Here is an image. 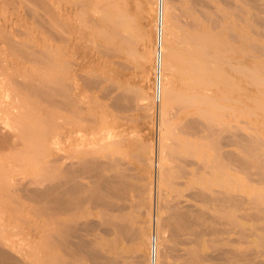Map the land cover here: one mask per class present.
I'll use <instances>...</instances> for the list:
<instances>
[{
    "label": "bare ground",
    "instance_id": "1",
    "mask_svg": "<svg viewBox=\"0 0 264 264\" xmlns=\"http://www.w3.org/2000/svg\"><path fill=\"white\" fill-rule=\"evenodd\" d=\"M46 1L0 0V149L15 156V161L22 159L24 164L30 159L41 165L40 169H36L37 173H30L35 177L23 181L29 175L24 171L25 175L20 181V178L11 179V168L8 165L2 167V161L0 163V199L5 195L14 199L15 203L14 208L6 207L9 219L28 204L33 216L40 218L37 221H21L26 227L23 232L28 239V250L20 256L14 254V244L0 232V264H77L81 249L88 258H102L111 263L125 261L126 264V260L129 262L130 259L127 255L124 260L120 252L119 239H122V235L135 239L131 247L133 254L145 264H264V0H218L219 4L213 3L216 5L214 10L206 7L202 11L192 10L195 5H203L205 0H191L190 3L188 0H145V3L135 0L132 6L126 0H67L74 5L72 16L78 23L74 21L82 27L80 30L87 33L90 41H86L97 44L94 45L97 47L100 44L106 47L116 45L123 60H133L142 70L141 79L149 81L148 87L152 83L153 92L158 90L160 94L156 108L155 144L137 135L133 139L129 134L134 140L132 154L135 158H132L148 167L154 164L155 158L157 193L164 188L163 184L171 186L169 177L172 173L169 174V169L175 167L183 175L180 177H186L182 183L191 189L195 187L192 193L187 189L189 194L201 199L203 207H195V202L189 203V197L188 203L184 205L181 203L182 198H176V195L171 194L169 197L164 194L163 200L158 196L162 201L159 204L157 201L154 206L156 228L153 234L149 233L146 225L148 220L150 222L146 216H152L151 206L144 194L139 196L140 187L131 182L132 169L127 166V157H123L128 154H123L126 146H129L128 131L116 129L115 121L109 117L112 118L114 114L108 113L106 102L95 99L88 102L87 95L91 91L86 88L87 94L84 93V84V92L79 90L71 62L61 59L63 48L48 43L49 30L62 28L64 24L73 33L75 26L76 29L79 26L74 23L70 13L64 23ZM62 1L64 3L65 0ZM177 3L186 6V11L180 12L184 20H181L178 12H173ZM172 25L183 31L178 34ZM57 30L49 39L51 42L63 40L59 33L61 29ZM77 32L80 33L79 30ZM86 33H83L85 37ZM176 40L182 44L178 52L173 45L174 41L178 44ZM100 49L98 47L95 51L103 52ZM184 51L190 54V58ZM177 62L182 66L190 63L193 86L207 83V72L212 74L207 84H220L225 102L220 103L215 96L202 93L203 90L199 89L204 83L198 87L200 92L195 89L193 94H187L188 97L177 89L171 83L173 76H168L169 72L176 69ZM145 63L150 64L149 68L144 67ZM93 69H88L83 74L85 76L82 75L88 85L100 80ZM121 81L118 83L124 85ZM145 86H125L128 94L123 87V91L114 96L113 105L121 109L131 94L150 108L155 97L153 92L152 96L148 94ZM3 92L6 95L2 96ZM94 93L91 92V95ZM189 101L192 107L195 105L193 108L200 103L206 104L205 107L200 105L196 108L202 114L197 112L198 116L205 120H199L196 114L187 124L182 123L183 134L186 130L189 133L188 138L186 134L183 135L185 139L179 141V147L174 143L177 136L174 137L171 130L174 124L168 123V111L173 103L186 104ZM207 105L215 110L212 112ZM228 114L233 117L231 120L225 117L224 121L222 117L220 119L223 121H219V116ZM174 122H177L176 119ZM217 122L220 124L216 125ZM54 129L58 130L57 137L55 133V138L52 135L43 137L47 130L56 132ZM42 138L51 139L45 140V143ZM177 150L182 152L181 163L188 167H176L179 163L175 165L177 162L171 155H179ZM4 159L7 161L5 156ZM28 160L27 163H32ZM172 160L175 166H171ZM7 163L15 165L14 161ZM175 168L178 175V169ZM231 170L243 175L238 180ZM86 174L92 178L85 186L81 179ZM146 183L142 184L144 186L141 189L150 187L151 183L145 187ZM212 184L216 187L209 186ZM243 186L249 189L244 190ZM180 188H175L178 193ZM132 189L137 193L132 197L130 194L127 196V191L132 192ZM83 204L94 209L98 217L97 222L95 220L90 225L92 229L101 225L107 233L113 234L112 238L96 235V232L87 244L79 240L78 222H81L79 215L83 211ZM205 210H209L208 214ZM4 216L7 217L6 213ZM244 221H251L252 226L249 224V228H246ZM183 232L187 234L184 237ZM206 233L213 237L209 244L212 247L211 255L202 252L205 245L203 235ZM237 234H241L240 237L246 239V243L253 244V251L250 249L251 252L244 253L241 250L240 240L235 238ZM20 238H16L18 242ZM105 245L114 253L106 255L108 249ZM143 247L145 251H142ZM16 248L18 250V246ZM124 250H128L127 253L130 251L127 247Z\"/></svg>",
    "mask_w": 264,
    "mask_h": 264
},
{
    "label": "rangeland",
    "instance_id": "2",
    "mask_svg": "<svg viewBox=\"0 0 264 264\" xmlns=\"http://www.w3.org/2000/svg\"><path fill=\"white\" fill-rule=\"evenodd\" d=\"M131 6H132V4L134 3V1L135 0H126ZM133 1V2H132ZM142 1H144V3H145V0H142ZM189 1V2H188ZM187 2L188 3H190L191 2V0H188ZM209 1V2H208ZM205 0V2L203 3V5H195L194 7H193V10L192 11H202V9H205L206 7L208 8L209 7V9L210 10H214L215 9V7H216V3L217 4H219L220 2L218 1V0ZM47 2V1H46ZM48 2H49V4H48V6L50 5L51 7H52V9L51 10H54V12L55 13H57L58 14V16L59 17H61L62 19L61 20H64L63 22L65 23V21H66V19L68 20V18L67 17H74L75 18V16H72V13H73V10H74V5H72V4H70L67 0H65L64 1V3H63V1L62 0H48ZM47 2V3H48ZM67 3V4H66ZM187 3V4H188ZM213 3H215V4H213ZM177 4H178V6H177ZM177 4H175V7H173V9H174V11L173 12H178V14H179V17L181 18V20H184L185 19V17H183L182 15L180 16V12L182 11V12H185L186 10H185V7L186 6H183V4H181V5H179L180 3H177ZM186 4V3H185ZM181 6H182V8H184V9H182L181 8ZM205 6V7H204ZM51 7H49V8H51ZM55 8V9H54ZM67 9V10H66ZM178 11H177V10ZM71 10V11H70ZM62 13H63V15L66 17H64L63 15H62ZM69 13H70V16H69ZM12 17H14V16H12ZM91 17H92V15H91ZM73 18V21L75 20L76 21V19H74ZM78 20V19H77ZM74 21V23H78V21H76L75 22ZM63 22H62V24H63ZM67 22V21H66ZM76 23V25H78ZM169 25H171L170 24V22H169ZM65 25L63 24V26H62V28H56V29H54V30H49V33H50V35H49V39L51 40L52 39V37H53V35L52 34H55V30H57V32L61 29V32L59 31V33L60 34H62L61 36H62V38H63V40H66V41H57V42H54V40L51 42L49 39H47L48 40V43H55V45L57 44V45H60V48L62 47L63 48V52H62V56L63 57H61V59L62 60H68V61H70L71 62V64H72V70H73V73H74V75H75V79H76V81H77V84H79L78 85V88H79V90L80 91H82V92H84V93H86L87 94V91H88V89L92 92V93H94V91H95V95L93 94V96L91 95V92H89V94L87 95V96H89L88 97V102L90 103V101L93 99H95V100H99V101H102V102H106V104H107V109L109 110L108 111V113L110 112V114H114V115H112L113 117L114 116H116L114 119H113V117L111 118V116H109L110 117V119L112 120V121H115V123H114V125H115V127H116V129H120V128H123V129H125L126 130V135L128 134V144H129V146H131V147H129V146H126L127 148H125V151L123 152V154H126V153H128V154H126V155H123V157L125 156V157H127L126 158V163H127V166L129 167V168H131L132 169V172L131 173H133V176H132V178H130L131 179V182L132 183H134L135 185H136V187L139 185V196H142L143 194V196H145V199L147 200V203L151 206L150 207V212H151V215L152 216H146V218H147V220L148 219H150V222L148 223V221L146 222L147 224V230L149 231V233H154L155 232V228H156V224H155V227H154V221H155V219H154V213H155V208H154V206L157 204V201H158V204L159 203H161V201L163 200V198H164V194H165V196H171V194L174 196V195H176L175 197L176 198H178L179 197V199H181V203H183L184 205H185V203H188V201H189V198H190V201H189V203H192L193 204V202H195V207L197 206H200V207H203V205H202V203H201V199H197V198H195L194 196H192L191 194H189V192L187 191V189H189V191H190V193H192V191H193V189H195V187H193L192 189H191V187H189V186H187V185H185L184 183H182V179L183 178H186L185 176L184 177H180V176H183V175H181V172H180V174H179V168H175V167H172V169L174 170V168L177 170V173H178V175L176 174V171L174 170H171V169H169V174H171L172 173V175H170V177H169V175H168V177H169V180L171 181H169L170 182V184H171V186L170 185H166V184H163V186L162 187H164V188H161L160 189V193H157L158 192V190H157V184H156V182H155V172H156V165H155V158H154V160H153V162H154V164L151 166V167H148V166H146V165H141L139 162H137L136 161V159L134 160V156H133V154H132V152H134V146H133V139H134V135H137L139 138L140 137H142L143 138V140H145V141H147L148 142V140L150 141V142H152V144L154 143L155 144V141H156V136H157V125H156V123H157V119H156V117H157V115H156V108H157V103L159 102L158 100H154L153 99V101H152V103H151V107L149 108L147 105H146V103H144L143 101H141V100H139L138 98H136L134 95H131V94H129V99L128 100H126L125 102H124V105H123V107L121 108V109H119V108H117L115 105H113V99H114V96L116 95V94H118V93H120V92H122L123 91V87L125 88V86L128 88V87H136V88H138L140 85L141 86H145L146 84V89H147V92H148V94H150L151 96H152V92H153V87H154V85L152 84V83H150V87H148V85H149V81H146V80H144L143 78L141 79V74H142V70H141V68L139 67V66H137L136 65V63L135 62H133V60H131L130 61V59H127V61L125 60H123V55H122V53H121V51L119 50L118 51V49H116L117 47H116V45H114V44H110L109 46H102L101 44H100V46H98L99 48L101 47V51H103V52H99V53H97L95 50H97V46H94V45H97V44H92L91 42H90V44L88 43L90 40L87 38L88 36H87V33H86V31L85 30H80L82 27L80 26V25H78L79 27V29L77 28L76 29V26H75V29H73V33L72 32H70L69 31V29L67 28V27H64ZM172 27H174V30L175 31H177L178 32V34L179 33H181L183 30L181 29V28H179L178 26L176 27V26H173L172 25ZM64 28V29H63ZM52 29V28H51ZM64 31V33L66 32V34H64L63 33V31ZM74 30H76V31H74ZM79 30V32L80 33H78L77 31ZM50 31H52V32H50ZM85 31V32H84ZM68 33H69V35H68ZM72 35H74V36H70L71 34ZM86 33V37H85V35L84 34ZM64 34V35H63ZM76 34V35H75ZM80 35V36H79ZM77 36V37H76ZM64 37H66V38H64ZM68 37V38H67ZM76 37V38H75ZM79 37V40L77 39ZM83 38V40H82V38ZM73 38V39H72ZM85 38H87V39H85ZM81 39V40H80ZM88 42H87V41ZM83 41V42H82ZM177 41V40H176ZM76 43V44H75ZM81 43V44H80ZM177 43L179 44L180 42L179 41H177ZM75 44V45H74ZM92 44V45H91ZM176 45L175 44V41L173 42V45L175 46V47H177V52L179 51V50H181V48H182V44L180 43L179 45ZM77 45V46H76ZM82 45H85L84 47H80V46ZM91 47H93V48H91ZM94 47H96V48H94ZM113 47H114V49H113ZM181 47V48H180ZM72 48V49H71ZM83 48V49H82ZM108 50H107V49ZM67 49H69L68 51H70L71 53H66V52H68L67 51ZM74 49V50H73ZM140 49H141V47H140ZM179 49V50H178ZM64 50H65V52H64ZM72 50V51H71ZM117 51H118V53H117ZM104 52L107 54V55H105L104 54ZM102 53V54H101ZM120 53V54H119ZM184 53L186 54V56H188L189 58H190V54L187 52V51H184ZM188 53V54H187ZM69 54H70V56H69ZM75 54V55H74ZM66 56H67V58H66ZM89 56V57H88ZM65 57V58H64ZM192 58V57H191ZM70 59V60H69ZM92 59H94V60H92ZM74 60V61H73ZM123 61V63H122V61ZM76 63V64H75ZM92 65H91V64ZM115 63V64H114ZM130 63V64H129ZM189 63V62H188ZM185 64V65H183L182 66V64H180V63H175V66H176V69H173L172 70V72H169V74H168V76L169 75H171V76H173V78L171 79V83H174V85L177 87V89H179L180 91H183V93L184 94H189L190 92V94H193L192 92L195 90L196 92H198L199 90L200 91H204V89L206 90L205 92H203L202 91V93H206V95H209V96H215V98H217L218 100H219V102L220 103H224L225 102V100H224V98H223V90H222V87H221V85L219 84V86L217 85V84H215L214 82L212 83V82H210V83H212L211 85L212 86H210V85H208L207 83H209V78H212L213 77V75L212 74H210L209 72H207L208 73V76L209 75H212V76H210V77H208L207 75H205V76H207L206 78L208 79V81H207V83H204V86H203V83H200V84H198V83H196L194 86H193V84H194V82H193V78H192V71H191V66H190V63L189 64ZM119 64V65H118ZM125 64H127V65H125ZM177 64V65H176ZM94 67V69H93V67ZM98 68H96V67ZM127 66V67H126ZM148 66H150V64L149 63H145L144 64V67L147 69V68H149ZM177 66H178V68H177ZM99 67H103L102 69L101 68H99ZM122 69H121V68ZM124 67H125V69H124ZM74 68V69H73ZM93 69L94 71H95V73H96V75H99L98 77L100 78V80H99V82L98 83H96V84H91V85H88V84H86L85 83V81H84V79H82V77L83 76H85V75H83V74H86V72H87V70L88 69ZM96 68V69H95ZM186 68V69H185ZM86 69V70H85ZM100 69V70H99ZM103 69H105V71L103 70ZM180 69V70H179ZM97 70V71H96ZM103 70V71H102ZM108 70V71H107ZM183 70V71H182ZM98 71H100V72H98ZM175 71H176V73H175ZM83 72V73H82ZM103 72V73H102ZM81 74V76L79 75V74ZM101 75H100V74ZM119 73H121V74H119ZM171 73V74H170ZM174 74V75H173ZM77 75V76H76ZM83 75V76H82ZM104 75L106 76L105 78H104ZM110 75V76H109ZM118 76V77H117ZM171 76H169V78L171 77ZM77 77V78H76ZM80 77H81V79H80ZM102 77V78H101ZM110 77V78H109ZM112 77V78H111ZM80 80H79V79ZM83 78H85V77H83ZM127 78V79H126ZM150 78L151 79H153V77H152V75H150ZM177 78V79H176ZM192 78V79H191ZM206 78H204L202 81H204ZM106 79H108V80H106ZM111 79H113L112 81H111ZM129 79V80H128ZM81 80H82V82L83 83H81ZM122 80V81H121ZM143 80V81H142ZM172 80L174 81V82H172ZM80 81V82H79ZM110 81V82H109ZM119 81H121V82H123V84L124 85H122L121 83V86H120V84L118 83ZM183 81V83H181ZM205 81V82H206ZM105 82V83H104ZM107 83H108V85H107ZM190 83V84H189ZM80 84H81V86H80ZM83 84L84 85H86V86H88V87H86L85 86V88H84V86H83ZM102 84V86H100ZM103 84H105L106 86H104ZM187 84V85H186ZM99 85V87H97ZM217 85V86H216ZM82 86H83V89H84V91H83V89H82ZM96 86V87H95ZM111 86V87H110ZM117 87V89H116V87ZM191 86V87H190ZM193 86V87H192ZM203 86V87H202ZM90 87V88H89ZM92 87V88H91ZM119 87V88H118ZM200 87H202V88H199ZM220 87V88H219ZM86 88H88L87 89V91L85 90ZM101 88H102V90H101ZM127 88H125V93H127ZM193 88V89H192ZM204 88V89H203ZM92 89H93V91H92ZM96 89V90H95ZM199 89V90H198ZM111 90V91H110ZM198 90V91H197ZM219 90V91H218ZM199 91V92H200ZM110 92H111V96L112 97H110ZM113 92V93H112ZM99 93V94H98ZM128 94V93H127ZM211 94V95H210ZM4 95H6V93L5 92H3L2 93V96H4ZM189 95H187V97H188ZM112 98V99H110V98ZM219 97V98H218ZM87 98V97H86ZM223 98V99H222ZM91 99V100H90ZM87 100V99H86ZM136 100V101H135ZM139 101V102H138ZM92 102V101H91ZM155 102V103H154ZM189 103V104H188ZM154 104H155V106H154ZM175 104H177V105H175ZM184 104V107L182 106ZM183 104H180V103H173L172 104V106H170L169 108H171V109H169V111H168V118H169V120H168V123L170 124V125H173L174 124V126H176V127H174L173 126V128H172V126H171V130H172V133L174 134L173 136L175 137V136H177L176 137V140H175V142L174 143H176L175 145H177V146H179V143L181 142V140L182 139H185V137H187V134L189 133V132H187L186 133V131H188V130H186L185 131V133L183 134V130H181V127H182V123H183V125L184 124H187L188 123V121L190 120V119H192V117H195L196 116V114H197V110L198 109H196V108H198V106H203V107H205L204 105H206V104H204V103H200V104H198V105H196L197 107L196 108H193V107H195V105L192 107V103H190V101L189 102H186V104L185 103H183ZM190 104H191V106H190ZM88 105V104H87ZM189 105V106H188ZM174 106H176V107H174ZM110 107V108H109ZM179 107V108H178ZM207 107L209 108V109H211L212 110V112H213V110H215V108H213V107H211L210 105H207ZM113 108V109H112ZM185 108V109H184ZM213 108V109H212ZM180 109V110H179ZM260 107H259V110L258 111H260ZM115 111V112H113V111ZM117 110H119L118 112H117ZM171 110V111H170ZM172 110L174 111L173 113H172ZM111 111H112V113H111ZM121 111V112H120ZM123 111H126V112H124L125 113V115H124V113H123ZM183 111V112H182ZM195 111H196V113H195ZM120 112V113H119ZM155 112V113H154ZM211 112V111H210ZM116 113V114H115ZM123 114V115H119V114ZM177 113H179L178 115H177ZM259 113V116H261L262 117V114H261V111L260 112H258ZM155 114V115H154ZM188 114V115H187ZM198 114L199 115H202V114H200V112H198ZM198 114H197V117H200V116H198ZM118 115V116H117ZM173 115V116H172ZM193 115H195V116H193ZM119 116H120V118H119ZM258 116V117H259ZM122 117V118H121ZM125 117V118H124ZM171 117H173L172 119H171ZM179 117V118H178ZM186 117H187V119H186ZM223 117V119L225 118V117H227V118H225L226 120L229 118L230 120H231V115L230 114H228V115H224V116H219V121H223V120H221L220 118H222ZM257 117V118H258ZM233 118V117H232ZM117 119H119V120H117ZM176 119V121L177 122H174V120ZM179 121H178V120ZM201 119V121H204L205 119H203L202 118V116L199 118V120ZM225 119H224V121H225ZM262 119H263V117L261 118V121H262ZM126 122H125V121ZM181 120V121H180ZM258 120V119H257ZM260 120V119H259ZM171 121H173L172 123H171ZM260 121V122H261ZM125 122V123H124ZM167 123V124H168ZM181 123V124H180ZM218 123L219 122H217V124L216 125H218ZM258 123V122H257ZM98 124V123H97ZM97 124H94V126H97ZM122 124H124V126L122 125ZM176 124V125H175ZM220 124V123H219ZM260 124V123H259ZM259 124H257V126L259 127V128H261L260 126H261V124H260V126H259ZM122 125V127H120V126ZM178 125V126H177ZM181 125V126H180ZM180 126V127H179ZM177 128H178V131H177ZM53 130V129H52ZM52 130H47V132H46V134L48 135H44L43 137H49V135H52V137H54V136H56L57 137V133H58V130L56 129H54L56 132H54V131H52ZM124 130V131H125ZM176 130L177 131V133H179V131H180V133L177 135V133H176V131L174 132V131ZM55 133V134H54ZM171 133V134H172ZM182 133V134H181ZM53 134H54V136H53ZM131 135V137H133V139H131L130 138V135ZM176 134V135H175ZM185 134H186V136H185ZM170 135V134H169ZM181 135V136H180ZM183 135L185 136V137H183ZM137 136H135V137H137ZM173 136H171L170 135V138H171V140H174V137ZM188 136H190V135H188ZM263 136H264V132H263ZM51 137V138H52ZM180 137H182L181 139H180ZM40 138V137H39ZM51 138H49V139H51ZM55 138V137H54ZM170 138H169V140H170ZM173 138V139H172ZM188 138V137H187ZM48 139V140H49ZM178 139V140H177ZM48 141L46 138L45 139H43L42 138V141L43 142H45L46 143V141ZM180 141V142H179ZM132 143V145H130ZM174 145V144H173ZM176 149H177V147L176 146H174ZM180 147V146H179ZM178 147V148H179ZM226 147H228V148H232V146H226ZM130 150V151H129ZM133 150V151H132ZM178 151V150H177ZM177 151H176V153H177ZM126 152V153H125ZM129 152H131L130 154H129ZM178 152H180V153H177V154H179V155H176L175 153L174 154H172L171 156V158L174 160L175 159V161L177 162L176 164L175 163H173V160L171 161L173 164L171 165V166H175V165H177L178 163L180 164H178L176 167H179V166H183L184 164L183 163H181V161L180 160H182V162H183V159H182V152L181 151H178ZM120 155H121V153L120 152H118ZM118 153H115V155L117 154V156H119V154ZM10 154L11 153H9L7 150H3V149H0V163H1V161H2V163L1 164H3L2 165V167L4 166V165H6V166H4V167H7V165H8V168L10 169V170H12V172L10 171V173H11V179H13V178H15L16 180H18L19 178V180L20 181H25V180H28V179H31V178H33V177H35V176H32V175H34V174H30V173H33V172H35V173H37L38 171V168L40 169V167H41V165L39 164V163H34L33 161H30V159L28 160L27 158H25V159H23L24 161L27 159L28 160V162H32V163H27V160L24 162V164L22 163L23 161H22V159H16V161H15V156H12V154H11V156H10ZM132 154V155H131ZM130 155H131V157H130ZM175 157H174V156ZM4 156H5V158H6V160L7 161H4L5 159H4ZM8 156V157H7ZM122 156V155H121ZM180 156H181V158H180ZM12 158L13 157V159H10V158ZM124 157V158H125ZM130 157V158H129ZM132 157H134V158H132ZM178 159H177V158ZM9 158V159H8ZM2 159H4V160H2ZM128 159L130 160V162L128 161ZM11 162H13L14 161V163L13 164H15V165H13L12 166V163H7V162H9V161ZM21 160V163H22V165H21V163L19 162ZM178 161H180V162H178ZM16 162V163H15ZM40 162H42V161H40ZM132 162V163H131ZM7 163V164H6ZM136 163V164H135ZM1 164H0V166H1ZM21 165L20 167L18 166V165ZM43 164V163H42ZM175 164V165H174ZM182 164V165H181ZM16 166H18V167H16ZM185 166V165H184ZM14 167H16V168H14ZM24 167H25V169H26V167H27V169H28V172H26L27 171V169L25 170L24 169ZM141 168V170L139 169V168ZM186 167H188V166H185V168ZM1 168V167H0ZM32 170H31V169ZM34 168V169H33ZM138 168V169H137ZM150 170H148V169ZM13 169L15 170V171H13ZM37 169V170H36ZM33 170H35V171H33ZM138 170L140 171V172H138ZM24 171H25V173H28L29 175H27L28 177L27 178H24V179H22L21 180V178H23V176L25 175V173H24ZM131 171V170H130ZM135 171H137V174H139V175H137L136 174V172ZM232 172H233V174L235 175V177H237V179L239 180V178H241V176L243 175V174H241V173H238V172H235V171H233V170H231ZM20 172H22V173H20ZM17 173V174H16ZM142 173V174H141ZM144 173V174H143ZM151 174V176H150V174ZM23 174V175H22ZM175 174V175H174ZM32 177H31V176ZM141 175V176H140ZM142 175H144L146 178H144ZM173 175L175 176V177H173ZM180 175V176H179ZM241 175V176H240ZM15 176V177H14ZM30 176V177H29ZM90 175H88V174H86L85 176H83L82 177V183L83 184H85V186L86 185H88V183L91 181V178H92V176L91 177H89ZM141 177V178H140ZM90 178V179H89ZM153 178V179H152ZM137 179H140V180H137ZM143 179H144V181H143ZM180 179H181V181H180ZM132 180H135V182L134 181H132ZM149 180H153V182H148V184L146 183L147 181H149ZM185 180V179H184ZM139 181H141V183L139 182ZM136 183H139V184H136ZM145 184L146 183V185H145V187H148L149 185H150V183H151V185H150V187H148L147 189L146 188H142L141 189V187L142 186H144V185H142V184ZM174 183V184H173ZM175 183H177V184H175ZM179 183V184H178ZM254 183H256V181L254 182ZM182 184V185H181ZM183 184H184V186H183ZM174 185V186H173ZM196 185V184H195ZM156 186V187H155ZM181 187L180 189H179V193H178V191L175 189L176 187ZM209 186H211V187H216V185H214V184H212V185H209ZM175 187V188H174ZM187 187H189V188H187ZM171 188H173V190L171 189ZM243 188H244V190H247V189H249V187L248 186H243ZM149 189H150V192H149ZM154 189V190H153ZM156 189V190H155ZM133 191L131 192V190H128L127 191V196L130 194L131 195V197H132V195H134L135 194V192L137 193V191L136 190H134V189H132ZM140 190H141V192H140ZM169 190V191H168ZM175 190V191H174ZM144 191H146L145 193H144ZM131 192V193H130ZM155 193V194H154ZM157 193V194H156ZM175 193H178V194H175ZM154 194V195H153ZM162 194V195H161ZM169 194V195H168ZM181 194L183 195V197L181 196ZM129 195V196H130ZM147 196V197H146ZM158 196H160V198H162V200L158 197ZM185 196V197H184ZM189 197V198H188ZM4 199V202H3V199ZM17 198H18V196H17ZM153 198H155V199H153ZM157 198V199H156ZM185 198L186 199H188V200H186V201H184L185 200ZM195 200H200L199 202L198 201H195ZM13 200L14 199H11L10 197H7V196H5V195H3V196H1V199H0V203H2V206H3V208L6 210H3L2 209V206H0V232H1V234L4 236V237H6V238H8V240L9 241H11L13 244H14V246H15V249H12V251L13 252H15L14 254H17L18 256H20L19 254H21V253H23V252H26L28 249L26 248V247H28L27 245H28V239H26V236L24 235V232H23V230H25L26 229V227H24V224H22L21 223V221L22 220H32V221H37V220H40V218L38 219V218H36V217H34L33 216V213H32V210H31V207L29 206L30 204H28V205H26L25 207H23L24 209H26L27 207L30 209H26V211H23L22 209H21V211H19L18 210V212L16 213V214H13V215H11L10 216V219H9V217H8V211H7V209H6V207L7 208H10V207H12V208H14L13 206H15V203L13 202ZM161 200V201H160ZM126 201V200H125ZM152 202V203H151ZM155 202V203H154ZM201 203V204H200ZM124 204H126L125 202H124ZM152 204V205H151ZM197 204V205H196ZM127 205V204H126ZM89 209H88V208ZM156 207V206H155ZM86 208V209H85ZM152 208V209H151ZM11 209V208H10ZM86 210H88V211H86ZM92 211V213H90L91 211ZM3 211L6 213V216L7 217H5L4 216V214H3ZM206 211V213L208 214V212H209V210H205ZM20 212V213H19ZM25 212H28V213H25ZM88 212H89V214H88ZM82 214H85L84 216L82 215ZM18 215H20V217L22 218H20ZM86 215L88 216V217H86ZM1 216H3L2 218H1ZM23 216V217H22ZM27 216L28 217H30V218H27ZM33 216V217H32ZM16 217H19V219H17ZM32 217V218H31ZM82 217V218H81ZM93 217V218H92ZM140 217V216H139ZM150 217V218H149ZM4 218V219H3ZM5 218L7 219V220H5ZM15 218V219H14ZM81 218V219H80ZM98 217L94 214V209H92V208H90L87 204H83V211H82V213L79 215V221H81V222H78V234H79V240L83 243V244H87V243H89L90 242V240H91V237L93 236V235H95V233L97 232V234L96 235H99V236H104V237H106V238H112L113 237V234L112 233H107V231H105L104 230V228L101 226V225H97L95 228H93L92 229V227L90 226L92 223H94V221L95 222H97V219ZM151 219H152V221H151ZM86 221V222H85ZM90 222V223H89ZM251 221H244L243 223H245L244 224V226L246 227V228H249V224H250V226H252L251 224L252 223H250ZM255 222V221H254ZM89 223V224H88ZM256 223H258V221H256ZM85 225V226H84ZM151 226V227H150ZM248 226V227H247ZM97 228V229H96ZM101 228V229H100ZM149 228V229H148ZM251 228V227H250ZM80 230V231H79ZM95 230V231H94ZM100 230V231H99ZM5 232V234H4V232ZM7 231V232H6ZM98 232H100V233H98ZM104 233H106V234H104ZM109 236H108V235ZM110 234H112V235H110ZM184 234V235H183ZM8 235V236H7ZM187 234L186 233H182V237H184V236H186ZM239 235V236H238ZM23 236H25V237H23ZM212 235H210V234H208L207 235V233H206V235L204 234L203 235V237H204V247H203V253H205V255L206 254H208V255H211V251H212V247L211 246H209V244L211 243V239L213 238V237H211ZM241 236V234H237V236L235 235V238L236 239H238V240H240V245H241V250H243L244 251V253H247V252H251V251H249L250 249H252V251H253V244H251V243H246L245 241H246V239H244V238H241L240 237ZM21 237V238H20ZM21 239V241L20 242H18L19 240H17V239ZM122 239H119V246H120V252L121 253H123V255H124V260H125V258H127V255H128V259H130V261H132V262H128V260H126L127 261V263L129 264H145V261L144 262H142L143 260H140V259H138L137 257H135L134 256V252H133V245H134V241H135V239L134 238H132V237H130V236H128V235H122V237H121ZM125 238V239H124ZM26 239V241H23L22 242V240H25ZM207 241H206V240ZM243 241H242V240ZM130 240H132V242H130ZM137 240V239H136ZM127 241H128V243H127ZM27 242V243H26ZM85 242V243H84ZM18 244H20V245H18ZM125 245H126V247L130 250L128 253H127V251L128 250H124V249H126V247H125ZM129 245H131V246H129ZM18 246V250H20L21 248H22V250H20V252L17 250V247ZM105 246H107V245H105ZM132 247V248H131ZM105 248V247H104ZM211 248V249H210ZM106 249H108L107 250V253H106V251H104L105 253H106V255H111L112 253H114V252H112V250L107 246L106 247ZM106 249H104V250H106ZM121 249L123 250V251H121ZM17 250V251H16ZM82 250L83 249H81V255H80V258H79V263H77V264H122V263H124L125 261H122L121 263H120V261H119V263L117 262V263H111V261H108V260H106V259H98V260H94V259H91V258H88L86 255H84L85 253V251H83L82 252ZM110 250H111V253H108V252H110ZM22 251V252H21ZM142 251H145V248L143 247L142 248ZM210 251V252H209ZM12 252V253H13ZM130 252H132V253H130ZM127 253V254H126ZM130 253V254H129ZM126 254V255H125ZM16 255V256H17ZM130 255V256H129ZM126 256V257H125ZM131 257V258H130ZM133 257H134V260H132L133 259ZM144 258V257H143ZM135 261H139V262H135ZM141 261V262H140ZM84 262V263H83ZM126 263V264H127ZM125 264V263H124Z\"/></svg>",
    "mask_w": 264,
    "mask_h": 264
},
{
    "label": "built area",
    "instance_id": "3",
    "mask_svg": "<svg viewBox=\"0 0 264 264\" xmlns=\"http://www.w3.org/2000/svg\"><path fill=\"white\" fill-rule=\"evenodd\" d=\"M153 95H154L156 100H159L160 94H159L158 90L153 92Z\"/></svg>",
    "mask_w": 264,
    "mask_h": 264
}]
</instances>
